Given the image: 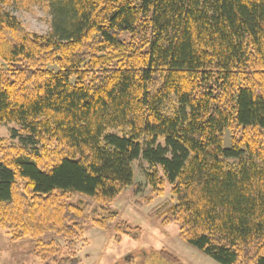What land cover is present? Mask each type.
<instances>
[{
  "label": "trees",
  "instance_id": "16d2710c",
  "mask_svg": "<svg viewBox=\"0 0 264 264\" xmlns=\"http://www.w3.org/2000/svg\"><path fill=\"white\" fill-rule=\"evenodd\" d=\"M9 4L0 125H16L19 145L0 140V229L11 241L77 264L88 222L135 236L111 205L141 160L153 192L172 194L152 219L217 264H264V0H49L47 35Z\"/></svg>",
  "mask_w": 264,
  "mask_h": 264
},
{
  "label": "rangeland",
  "instance_id": "374dc122",
  "mask_svg": "<svg viewBox=\"0 0 264 264\" xmlns=\"http://www.w3.org/2000/svg\"><path fill=\"white\" fill-rule=\"evenodd\" d=\"M23 27L31 33L47 35L51 33V10L49 0H10L7 7ZM174 101L165 106L170 114ZM18 130L15 124L0 125V140L18 146L12 139V131ZM108 133L117 134V131ZM229 133H225L224 145L229 147ZM158 144L163 146L162 141ZM133 185L127 188L111 205L117 220L131 228L139 229L133 237L103 232L94 228L90 222L84 226L83 238L79 240L73 253L77 264H217L194 247L179 238L178 227L170 224L162 227L160 221L150 214L163 201L172 198L170 185L166 183L160 195H156L148 182L146 174L152 170L139 160L132 164ZM54 238L47 235L43 240ZM35 242L25 238L11 241L9 233L0 229V264H44L33 255Z\"/></svg>",
  "mask_w": 264,
  "mask_h": 264
}]
</instances>
